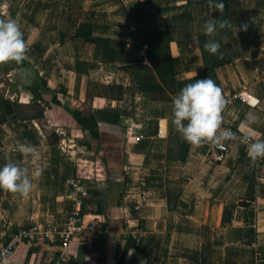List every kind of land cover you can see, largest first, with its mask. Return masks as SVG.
Returning <instances> with one entry per match:
<instances>
[{
  "label": "crops",
  "instance_id": "1",
  "mask_svg": "<svg viewBox=\"0 0 264 264\" xmlns=\"http://www.w3.org/2000/svg\"><path fill=\"white\" fill-rule=\"evenodd\" d=\"M0 18L20 23L43 87L0 62V166L42 169L26 195L0 188V236L65 224L68 180L86 188V232L67 246L25 242L13 264H264V161L233 150L213 162L208 141L191 144L172 123V98L210 76L226 100L249 94L222 120L264 139V0H225L222 13L210 0H0ZM216 18L231 26L206 34Z\"/></svg>",
  "mask_w": 264,
  "mask_h": 264
},
{
  "label": "clouds",
  "instance_id": "2",
  "mask_svg": "<svg viewBox=\"0 0 264 264\" xmlns=\"http://www.w3.org/2000/svg\"><path fill=\"white\" fill-rule=\"evenodd\" d=\"M214 8L221 13L225 8V0H210ZM219 28L230 27L228 19H210L204 24L206 34H213ZM247 28V25H243ZM221 45L219 41L209 40L204 48L211 53H217ZM28 48L20 23L15 18H0V62L8 60L20 61ZM228 101L222 94V88L210 76L195 79L184 85L179 93L172 98V123L182 133L184 139L191 144L199 145L204 141L213 143L231 139L237 135L233 130L221 127L222 110ZM245 121L251 125L257 121L252 111L245 113ZM245 125H240V143L247 146V152L253 159L264 157V139L256 138L254 131H245ZM19 151L31 155L32 162L39 159L36 146L22 143ZM42 169L37 168L31 174L29 168L15 161H8L0 166V188L12 192L28 194L32 189L33 177L39 176ZM77 259L87 261L85 254ZM0 264H10L8 256L0 253Z\"/></svg>",
  "mask_w": 264,
  "mask_h": 264
},
{
  "label": "built area",
  "instance_id": "3",
  "mask_svg": "<svg viewBox=\"0 0 264 264\" xmlns=\"http://www.w3.org/2000/svg\"><path fill=\"white\" fill-rule=\"evenodd\" d=\"M145 47H148L145 44ZM249 94L246 91H236L228 97V102L235 99L246 100ZM221 127L231 129L237 135L231 139H224L219 142H209L207 157L213 162H222L233 150H237L239 154H244L256 162H263L264 157H257L253 159L247 152V146L240 143L241 131L240 128L230 125L222 120ZM257 138V137H256ZM207 141V140H206ZM86 188L84 187L81 179H70L67 182V196L71 200V209L66 219L65 224H41L31 223L21 226L15 231H12L7 236H0V253L8 256L10 264L13 260L18 248L25 242H55L60 243L62 246L69 245V242L80 234H84L88 226H85L83 215L84 194ZM139 204L135 207L138 208ZM95 230L104 236L107 231L101 229L99 224H93ZM134 236L137 240H141L142 229L136 227Z\"/></svg>",
  "mask_w": 264,
  "mask_h": 264
},
{
  "label": "trees",
  "instance_id": "4",
  "mask_svg": "<svg viewBox=\"0 0 264 264\" xmlns=\"http://www.w3.org/2000/svg\"><path fill=\"white\" fill-rule=\"evenodd\" d=\"M14 65H15L14 68L17 69V78H19V81L22 85L30 86L37 90L42 91L43 87H42L41 81L38 79L37 71L30 62L22 58V60L20 61H15ZM14 68L13 67L7 68L6 71L14 69ZM20 106L21 105L19 104H15V110L19 114L21 113ZM32 117L38 120L43 119L44 117L43 109L37 108V111L32 115ZM57 140L58 139L53 140V141L55 142Z\"/></svg>",
  "mask_w": 264,
  "mask_h": 264
}]
</instances>
